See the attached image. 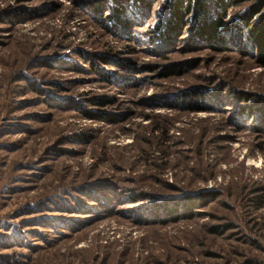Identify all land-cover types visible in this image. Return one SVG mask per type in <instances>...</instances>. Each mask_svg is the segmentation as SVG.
<instances>
[{"label":"rangeland","instance_id":"rangeland-1","mask_svg":"<svg viewBox=\"0 0 264 264\" xmlns=\"http://www.w3.org/2000/svg\"><path fill=\"white\" fill-rule=\"evenodd\" d=\"M169 1L0 0V264H264L257 0L171 43Z\"/></svg>","mask_w":264,"mask_h":264},{"label":"trees","instance_id":"trees-1","mask_svg":"<svg viewBox=\"0 0 264 264\" xmlns=\"http://www.w3.org/2000/svg\"><path fill=\"white\" fill-rule=\"evenodd\" d=\"M115 6L110 10V15L106 16L114 20L116 24L122 25L127 28L130 22L125 20L123 16V5L128 0H114ZM156 0H143V8L149 12L152 9V5ZM244 0H215L217 13L214 17H208V8L206 0H170L168 2L167 17L165 21V39L168 43L172 40H176L181 37L184 29L188 26L187 16L193 14L195 16L194 26L191 27L194 30V38L207 39L208 41H216L219 36V28L222 26V18L225 16L226 10L229 6H238ZM264 0H257V3L251 5L246 11L243 12L239 21L242 26L248 31L250 40L256 45L257 59L261 65L264 66ZM234 30H238L241 33L239 25L234 23ZM183 71L176 69V65L167 66V70L164 72L167 75H181ZM192 97H194L192 95ZM191 96L186 98L191 99ZM247 99V95L244 98ZM193 103V102H189ZM256 110L264 119V98H261L255 103Z\"/></svg>","mask_w":264,"mask_h":264}]
</instances>
